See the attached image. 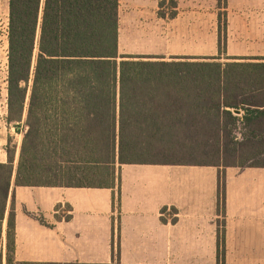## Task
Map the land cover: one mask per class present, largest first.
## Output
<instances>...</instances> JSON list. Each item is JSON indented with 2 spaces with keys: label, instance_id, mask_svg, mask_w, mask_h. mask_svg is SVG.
Listing matches in <instances>:
<instances>
[{
  "label": "trees",
  "instance_id": "obj_1",
  "mask_svg": "<svg viewBox=\"0 0 264 264\" xmlns=\"http://www.w3.org/2000/svg\"><path fill=\"white\" fill-rule=\"evenodd\" d=\"M217 7L220 54L226 0ZM118 9L119 0H9L4 119L22 138L16 156L7 136L0 162V238L12 180L114 188L122 164L264 167V57L122 55ZM12 206L6 264H40L15 262ZM216 207L224 217L223 170ZM223 223L216 264H225Z\"/></svg>",
  "mask_w": 264,
  "mask_h": 264
},
{
  "label": "crops",
  "instance_id": "obj_2",
  "mask_svg": "<svg viewBox=\"0 0 264 264\" xmlns=\"http://www.w3.org/2000/svg\"><path fill=\"white\" fill-rule=\"evenodd\" d=\"M160 1L119 0L118 50L120 40L128 48L119 54L220 56L221 60L264 57V0H259L257 9L249 0L240 1L243 9L239 21L232 25L227 20L220 54L217 28L209 34L203 26L197 33L198 43L131 51L130 44L153 42L152 27L160 16ZM208 1L175 0L177 14L171 19H179L182 11L191 12ZM248 3L250 7L244 9ZM196 17L202 18L203 14ZM8 23L9 0H0V76L4 85ZM4 109L0 121L5 132L2 145L15 131L5 123L6 103ZM233 114L241 117L243 111L233 110ZM19 146L18 143L16 156ZM1 151L0 162H5V150ZM222 170L224 217L216 210L218 173ZM116 174L120 180L114 188L16 186L12 180L1 225L2 264H6L11 205L16 263L113 264L112 253L119 252L120 264H216L217 227L224 220L225 264H264V167L122 164Z\"/></svg>",
  "mask_w": 264,
  "mask_h": 264
},
{
  "label": "rangeland",
  "instance_id": "obj_3",
  "mask_svg": "<svg viewBox=\"0 0 264 264\" xmlns=\"http://www.w3.org/2000/svg\"><path fill=\"white\" fill-rule=\"evenodd\" d=\"M187 1V0H185ZM241 0H226L228 6V15L227 20L231 21L233 25L235 22L239 21L240 12L243 8H240ZM251 2V7L257 9L259 6V0H249ZM203 7H195L191 12L184 10L181 12L180 18L173 20L170 15L173 12L172 4L169 0H166V3L161 12L165 14L164 17H157L155 23H153V33L154 37L151 41H141L135 42L129 49L134 52H146L152 51L159 47H169L175 44H194L200 41H197V33L201 32L202 26L203 31H208L209 34H212L217 27V14L219 13V8L217 7L216 0L208 1L205 4H200ZM250 7L249 3L245 5L244 9ZM198 14H203L202 18L196 17ZM200 24V25H198ZM203 24V25H202ZM218 32V31H217ZM194 41V42H193ZM127 44H123L120 40L119 52L127 51ZM166 59L170 57L165 56ZM222 61H226L222 59ZM6 103V85H4L3 78L0 76V121L1 116H4V106ZM5 134L3 125L0 122V153L1 149H4L5 145H2V136ZM13 142L20 144L22 136L15 131L12 132ZM115 264V263H114Z\"/></svg>",
  "mask_w": 264,
  "mask_h": 264
}]
</instances>
